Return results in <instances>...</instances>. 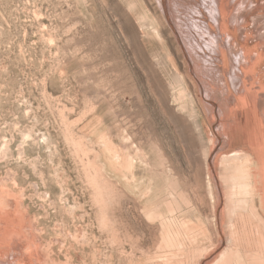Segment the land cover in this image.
<instances>
[{"label": "rangeland", "instance_id": "rangeland-1", "mask_svg": "<svg viewBox=\"0 0 264 264\" xmlns=\"http://www.w3.org/2000/svg\"><path fill=\"white\" fill-rule=\"evenodd\" d=\"M159 5L0 0V264H264L252 164L228 152L240 84L212 68L204 0L167 6L194 75ZM235 5L262 43L264 0Z\"/></svg>", "mask_w": 264, "mask_h": 264}, {"label": "bare ground", "instance_id": "bare-ground-1", "mask_svg": "<svg viewBox=\"0 0 264 264\" xmlns=\"http://www.w3.org/2000/svg\"><path fill=\"white\" fill-rule=\"evenodd\" d=\"M168 1L169 0H159V6H161L164 13L168 12L167 15L165 14L167 16L165 18H167L171 22L174 19H171L173 15L170 16V12L168 11L169 8L167 9ZM174 2L177 3L176 1ZM233 2L234 1L232 0H204L205 6L210 13L209 15L211 16L210 19H212V22L210 23V21H208L206 23V26L209 30H207L208 32L205 30L207 34L206 32L199 33L203 34V40L205 41V45L209 49V51H211V54L208 55L211 60L210 62L213 65L212 68L214 69V71H231L232 73H234V76L237 77V83L240 84L239 88H237V92L239 91V94L235 99L236 102L231 107H236L237 110L236 114L232 118V125L230 126L231 131L228 134L230 141H232V144L229 145L228 152H239L242 156H244V158L247 156L249 159L247 160L250 162V164H252V171L250 175L251 180L253 182V186L251 187V189L252 192H254V194L256 195V213L254 214H256L258 219L264 224V121L262 119L263 117H259L260 109L258 108V106L260 102L257 105L258 95L260 93H264V81H260L257 76V74L261 75V72H257V66L260 64L261 61L264 60V51L259 50V46L264 45V40L262 41V43H252L250 45L248 43V40L251 39V37L246 35L245 32L243 33L241 42L237 40V30L246 27L247 24L244 22H239L233 27L230 25L229 16L232 12H234L236 0L234 3ZM193 7L190 9L195 10ZM198 12L203 15L204 12L202 7L198 10ZM235 12V16L238 15L236 10ZM199 17L200 16H198V18ZM172 24L173 26L175 25V28H177V31L181 34L180 39L183 42L184 54L188 60L187 68L189 69L190 73H193L194 75V64L191 61L193 59V56L190 55L188 50H190V45L197 44L199 46V42L193 34L192 36H189L184 33L185 31H181L180 28L177 27L178 25L174 23V21L172 22ZM228 30L230 32H228ZM256 33V37H259L258 30H256ZM212 42H215V49H213V45L210 44ZM238 42L239 46H241L240 54H242V57L240 55V59L238 56L239 54L234 53V49L236 51V48L238 47ZM251 51H254V54H252ZM190 52H192V50H190ZM250 54H252V56L254 55L253 60L251 59L252 57L250 56ZM238 71H240V74L238 73ZM239 104H241V108L238 107ZM243 107L246 110L245 114H243Z\"/></svg>", "mask_w": 264, "mask_h": 264}]
</instances>
